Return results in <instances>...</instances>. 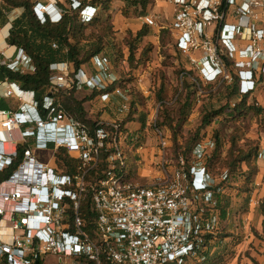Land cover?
I'll use <instances>...</instances> for the list:
<instances>
[{"label": "built area", "instance_id": "1", "mask_svg": "<svg viewBox=\"0 0 264 264\" xmlns=\"http://www.w3.org/2000/svg\"><path fill=\"white\" fill-rule=\"evenodd\" d=\"M166 2L174 7L171 29L177 35L176 46L189 56L205 82H232L237 77L241 99L261 94L264 0ZM55 9L61 18L59 8ZM40 12L50 19L54 16ZM95 13L88 6L82 18L87 22ZM142 18L145 24L155 25L153 17ZM216 29L219 42L211 35ZM226 59L234 67L229 69ZM3 66L21 74L35 72L23 49L15 58L0 61V73ZM93 67L94 72L76 73L69 63L53 64L50 92L75 86L105 91L100 96L104 103L112 95L127 100L119 88L106 92L120 79L107 57H95ZM9 100L18 106L0 110V173L14 169L0 183V264H203L214 256L221 226L220 184L231 177L228 171L216 177L206 165L215 141L200 142L191 160L181 156L178 166L167 171L169 141L154 124L163 175L141 186L129 176L126 155L132 148L126 145L125 150L115 132L91 131L51 94L40 104L34 92L6 79L0 81V102ZM125 106H120V115L129 113ZM119 122L109 125L117 131ZM7 137L15 146L12 153L3 149ZM22 145L26 148L20 155ZM50 150L55 165L40 162L35 155ZM59 151L63 160L56 156ZM103 151H109L108 166L96 182L93 173ZM88 198L96 212L89 231L79 213Z\"/></svg>", "mask_w": 264, "mask_h": 264}, {"label": "rangeland", "instance_id": "2", "mask_svg": "<svg viewBox=\"0 0 264 264\" xmlns=\"http://www.w3.org/2000/svg\"><path fill=\"white\" fill-rule=\"evenodd\" d=\"M32 1L35 3V10L40 15V11L44 9L43 7H47L48 11L51 12L55 7L54 4L57 3L61 12V18L59 15L58 18L56 17L57 13H55V17L51 16V19L58 20L57 22L62 19L66 10H76L80 3L79 0H73L71 3L66 0ZM151 2L152 4L148 9V13L144 17H153L155 25H147L145 22L144 25H147L149 28H156L158 26H167L169 28L164 35L160 32L159 35H151V38L149 37L150 39L148 40L149 42L144 40L143 45L147 43L154 45L149 64L141 69L132 70L127 62L128 49L123 44V39L131 31L125 29L127 26L126 19L130 18L123 15V10L126 5L123 0H115L110 9L111 25L114 34L111 36V44L108 45L107 53H105V57L111 63L112 71L119 78L124 80L131 79L128 85L129 88L132 87V91L138 92V115L136 119L138 118V132L140 131L145 136L143 140H146L145 145L147 147L144 146V148H149L150 144H153V148L160 149L158 137L154 130V124H156V127L165 133L169 141L170 148L167 150V162L170 166H167V171H172L178 166L180 157H185L182 154V150L185 148L186 141L193 138L196 132H199V139L201 141H215V143L219 141L221 143V160L227 159L232 141H237L238 146L247 145L249 142L259 143V141H264V87L261 94L248 96L247 102V106L251 105L260 108V113L248 108L239 109L235 112V109L239 107L243 99L238 94L234 96L230 94L235 84L236 89H238L239 82L237 78L232 82L221 80L212 83L205 82L201 77L200 71L191 62L189 56L178 50L176 46L177 35L171 29L172 22L169 21L166 12L163 9H157L159 4L155 0H151ZM1 4L2 2L0 0ZM21 14L22 10L20 9L7 12L8 17H13L14 19L20 17ZM132 15L135 16L134 13ZM139 18L141 17L138 16ZM80 19L83 20L82 11L80 12ZM133 19H137V17L135 16ZM141 20L144 21L143 18ZM8 21L10 22L9 19ZM138 21L140 22V20ZM3 27L4 24L0 25V29ZM211 35L214 42H219L217 29ZM120 50L124 53V60L116 54L118 51L121 52ZM139 53H137V57H139ZM115 56L118 57L117 65L114 63ZM0 60L2 61L3 58H0ZM226 65L229 69L234 67L233 62L227 59ZM88 70L94 72L92 67L88 68ZM185 72H191L193 74V79L198 83V91L194 97L191 111L186 114L185 122L179 132L175 134L172 127L179 128V110L184 102V99H181V94L184 90ZM91 95L92 92L85 88L78 90L77 93V97L82 99ZM132 100L133 98L126 101L125 107L130 108ZM6 104L7 110H16L18 106V102L14 100H9ZM119 108L120 106L117 107V110ZM86 109L88 117L91 119L99 120L107 124L113 119V117H107L108 114H106L104 102H101L100 94L86 103ZM220 110H224L222 115L212 120L209 125L201 128L202 120L205 116ZM115 116L117 118L119 117V121L127 118V114L118 115V112ZM143 117L145 119L144 131L141 130ZM167 121H172V127L169 126ZM149 139H153V141ZM8 141L10 142L12 140L9 138ZM173 141H179V144L182 145L178 153L176 152ZM148 143L149 146L147 145ZM7 145H9L10 150L7 153H12L15 148L12 147L11 143H5L3 149L5 150L6 148L8 150ZM126 145L132 148L131 141H121V146L125 150H128ZM0 151H2V146H0ZM136 153L137 151L134 153L132 151V153H127L126 155L128 167L131 170L132 168L136 170L134 167L135 163L132 160ZM140 154L138 160V185L152 184L161 177V157L156 155L155 160L146 163ZM35 155L40 162L54 164L50 151H35ZM187 157L191 160L192 152ZM254 165L256 166V161ZM217 166L212 171L216 177H219L220 173L224 171H228L231 175L228 181L220 184L222 188L221 193L228 197L230 203L227 208V218L223 219L221 216L218 249L214 256L211 257V263L264 264V216L262 212L264 197L256 193V189L258 188L255 184L257 175L253 177L252 183L249 186L251 192L244 193L241 192L246 188L244 177L250 173L247 166L243 164L236 173H232L231 168L221 166L220 163ZM145 170L149 171V173L144 174ZM156 173H159V175L156 176ZM225 204L226 202L224 201L220 203V215L222 206Z\"/></svg>", "mask_w": 264, "mask_h": 264}, {"label": "trees", "instance_id": "3", "mask_svg": "<svg viewBox=\"0 0 264 264\" xmlns=\"http://www.w3.org/2000/svg\"><path fill=\"white\" fill-rule=\"evenodd\" d=\"M71 3L73 0H66ZM115 0H79V7L76 10H66L62 19L59 22H52L50 17L46 15L45 21L37 17L34 8L35 3L32 0H1L0 5V25L6 24L9 17L7 12L15 9L22 10V14L18 17L10 31L8 43L11 46H16L18 49H23L32 59L35 72L28 74H21L17 72H11L6 67H2L0 74V81L8 79L11 82L17 83L23 90L32 91L35 93L37 101L41 104L45 95L51 94L55 101L65 109V111L71 115L74 119L80 123L86 125L91 131L98 128H104L110 132H115L118 141H131L133 153L142 148L145 144L144 136L140 131L138 133H131L126 129L127 123L138 120L136 116L138 112L134 109L138 105V92L132 91V87L129 88L131 79L124 80L122 78L119 81L109 87L106 92H113L116 88L121 89L125 95L132 96L133 100L130 103L129 113L127 118L119 122V129L116 131L109 124L94 120L88 117L86 103L94 99L98 94L100 96L105 91L93 90L91 96H86L83 99L77 97L78 89L74 86L70 89L60 90L55 93L50 92L51 86V66L57 63H69L72 65L74 71L77 73L79 70L88 69L93 67L94 58L97 56H105L107 53V47L111 44L110 39L114 34L113 27L111 25L110 9ZM125 2V9L123 15L127 18L144 17L148 13V9L152 4L151 0H123ZM87 5V6H86ZM62 7V5H60ZM91 6L96 9L95 15L89 21H83L80 19V12L86 7ZM134 13L135 16L132 14ZM162 35L167 33V30H163ZM150 28L144 25L137 33L130 32L124 39L123 44L128 49L127 62L130 68L141 69L145 67L151 61V52L154 45L147 43L143 45L145 37L149 36ZM53 44H57L58 48L54 49ZM121 51V50H120ZM122 52V51H121ZM116 52L124 60V53ZM139 57H137V53ZM118 57L115 56L114 63L117 65ZM200 82V81H199ZM235 83H237L235 81ZM236 85V84H235ZM234 85L231 95H237L238 89ZM198 83L193 79L191 72H185L184 75V90L181 94V99H184L183 104L179 110V128L172 127V121H167L169 126L174 129V133L177 134L181 129L183 123L186 120V114L189 113L193 107L194 97L197 94ZM88 90V89H87ZM248 96L242 99L239 107L236 110L248 108L252 111L260 113V108L248 105ZM7 102H0V109L7 110ZM225 110V109H224ZM224 110L216 111L211 115H207L202 120V127L209 125L212 120L218 118L224 113ZM142 128L145 129V119L142 118ZM199 132L196 135L186 141L185 148L182 150L184 158L189 159L187 155L191 153L196 145L202 142L199 139ZM176 152L182 148L179 141H173ZM214 150L210 156L206 159V165L214 171L220 163L221 166L231 168L232 173H236L237 170L244 164L249 170V174L245 175V189L241 192L250 193L249 186L252 183V179L258 174V168L255 166V161L259 157L260 146L258 142H249L247 145L238 146L237 141H232V145L229 148L227 159L221 160V143L217 141ZM26 146H19L18 152L21 155ZM109 151L102 152V162L100 166L93 173L94 179L97 182L103 177L104 171L107 169V158ZM178 155V154H177ZM181 155V154H180ZM58 159L63 160V152L56 153ZM139 160V156H138ZM136 165V164H135ZM136 168V166H134ZM70 170V169H69ZM14 169H10L0 173V183L7 180L13 173ZM135 170H129V176L135 178ZM219 202H226L222 206L221 216L223 219L227 218V208L229 206V199L226 195L220 193L218 195ZM90 198L84 201L79 209V213L85 220V229L89 231L90 222L95 220L96 212L91 210ZM71 211V209H70ZM262 212L264 216V201L262 202ZM212 258L205 261L203 264H212Z\"/></svg>", "mask_w": 264, "mask_h": 264}, {"label": "crops", "instance_id": "4", "mask_svg": "<svg viewBox=\"0 0 264 264\" xmlns=\"http://www.w3.org/2000/svg\"><path fill=\"white\" fill-rule=\"evenodd\" d=\"M159 5L157 6V9H163L164 12H166L167 16L169 17V21L172 22L173 21V15H174V7L170 4H168L166 2V0H155ZM142 18V17H141ZM141 18H137V19H126V30H130L133 33H137L138 31H140L142 29V27L144 26V21L141 20ZM10 19H12V17H10ZM140 20V22L138 21ZM139 22V24H138ZM4 30H2V33H0V52L5 53L6 56H11L15 50V47L10 46L7 43V37L9 35V30L12 27L9 23V21L6 22V24H4ZM169 27L167 26H161V27H156V28H150V34L149 36L145 37L144 40H149L151 37V35H155V34H160V32H162L163 30H168ZM122 30V29H121ZM124 30V29H123ZM150 37V38H149ZM149 42V41H148ZM88 72H91V70L85 69ZM237 78V77H236ZM238 81V79H237ZM239 82V81H238ZM238 92H239V85H238ZM125 95V93H124ZM127 97V100H124L123 98L117 96V95H112L111 97V101L109 103H104V107L106 108V114H108V118L113 117V119L111 121H109V124H111L112 122H115L116 120H119L115 115L118 112L119 114V110H117L118 106L121 105H125L126 101L131 100L132 96L130 95H125ZM137 112H138V105L135 106L134 108ZM113 115V116H112ZM117 118V119H115ZM126 129L131 132V133H138V120L135 121H131L129 123H127L126 125ZM145 138V136H144ZM9 138L7 137L6 140H8ZM150 141H153V139H149ZM146 141V140H145ZM13 144V143H12ZM14 145V144H13ZM149 146V143L147 144ZM145 147H147L144 144ZM144 146L142 147V149L139 151L140 156L143 157V160L146 163L152 162V160H155V156L159 155L160 156V149H156L153 148V144H150L149 148H144ZM259 146H260V150H259V157L256 160V166L258 168V174L256 176V186L258 187L256 189V193H258V195L263 196L264 197V141H259ZM15 148V146H14ZM15 150V149H14ZM13 152V151H12ZM50 152L52 153V156H54V152L53 150H50ZM138 151L136 154H134V157L132 158V160L134 161V163L136 164V172H135V178L133 177L134 181L137 182L138 181ZM136 155V156H135ZM157 159V157H156ZM54 160V159H52ZM52 164V163H51ZM53 165V164H52ZM54 165H55V161H54ZM149 171H144V174H148ZM159 175V173H156V176ZM163 174L161 173V176ZM262 197V198H263Z\"/></svg>", "mask_w": 264, "mask_h": 264}, {"label": "clouds", "instance_id": "5", "mask_svg": "<svg viewBox=\"0 0 264 264\" xmlns=\"http://www.w3.org/2000/svg\"><path fill=\"white\" fill-rule=\"evenodd\" d=\"M57 3H55L54 4V6L55 7H58L57 5H56ZM84 10V9H83ZM34 11H35V13H36V15H37V17L41 20V22H43V21H45L44 19H46V17H45V15H43L42 13H41V15L38 13V11H36L35 10V8H34ZM13 17H12V19H10L9 18V20H10V25L13 27V25H12V21H13ZM16 19H14V21H15ZM12 27L10 28V30H9V35H10V31H11V29H12ZM4 28L5 27H3L2 29H0V33H2V30H4ZM9 35H8V37H7V43H8V38H9ZM9 44V43H8ZM10 45V44H9ZM11 46V45H10ZM13 47H15V50H14V52H13V54L11 55V56H6V54L5 53H3L1 56H0V58H3V59H8V58H10V57H12V58H15L16 56H17V51H18V48L16 47V46H13ZM0 53H2V52H0ZM1 61V60H0ZM3 67H6V66H3ZM1 74V73H0ZM1 110V109H0Z\"/></svg>", "mask_w": 264, "mask_h": 264}, {"label": "bare ground", "instance_id": "6", "mask_svg": "<svg viewBox=\"0 0 264 264\" xmlns=\"http://www.w3.org/2000/svg\"><path fill=\"white\" fill-rule=\"evenodd\" d=\"M43 11H48V9H47V7H44V9H43ZM48 12H50V11H48ZM42 13V12H41ZM51 14H53L54 15V17H55V13H56V9H55V7L51 10V12H50ZM57 18H58V15L56 16ZM0 119H1V117H0ZM0 131H1V128H0ZM6 143H11L12 144V142H9V141H7ZM5 144V143H4ZM8 146V150L5 148V150H6V152H9L10 150H9V145H7ZM12 147H14V145L12 144Z\"/></svg>", "mask_w": 264, "mask_h": 264}]
</instances>
